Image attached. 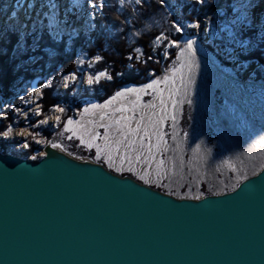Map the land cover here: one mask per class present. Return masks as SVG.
Masks as SVG:
<instances>
[{"label":"rangeland","instance_id":"rangeland-1","mask_svg":"<svg viewBox=\"0 0 264 264\" xmlns=\"http://www.w3.org/2000/svg\"><path fill=\"white\" fill-rule=\"evenodd\" d=\"M26 1L0 0V40L11 31L19 34L21 38L25 36L32 38V43L23 54L25 60L18 62L16 66L22 73L16 83V96L13 99L3 98V109H1L3 114L0 113V116L6 114V118L0 119V131L11 125L13 133L7 140H0L1 148L17 153L29 152L30 159L35 155L36 160H40L44 157L43 148L47 144L44 142L51 141L61 145L60 149L79 160L88 159L103 164L119 175L132 176L146 185L180 199H197V197L200 199L207 196L201 195V192L205 190L213 192L232 189L233 191L240 182L245 180L244 177L256 175L264 167V145L258 144V141L264 138V121L251 118L238 107L235 101L230 100V97L215 83L208 69L209 64L205 62V66L197 56L198 67H194L191 73L187 68L183 69V82L179 78L181 74H177L174 88L179 89L178 92L170 97L173 85L171 83L160 85L165 102L163 105L160 103L159 92L150 91L149 94H141L139 105L135 110V118L128 123V127L135 129L140 116L145 117L140 130L133 135H128L129 141H136L133 150H127L120 145L119 153L112 152L111 166L106 158L96 160L95 147L89 149L76 137L68 139L72 133L64 131L65 121L68 118L79 121L85 128L93 132L98 131L101 137L107 135L109 142L121 139L118 128L125 122L121 121V126H116L113 122L122 116L133 115L132 111H123V109H132L136 102L135 94H127L123 98L113 100L108 108H97L83 114L82 110L91 104H105L117 91L130 87H143L152 80H159L165 75H170L171 70L179 66V61L172 60L170 66L168 65L160 76L150 72L147 77H143L129 71L118 74L115 79L110 75L102 54L98 53L96 58H91L87 53V49L94 50L97 45L96 37L89 32L95 27L93 23L95 13L88 7V0H80L79 5L72 9L73 28L77 33L78 29L87 33L86 36H76L74 42L68 41L67 36L72 29H64V21L68 19L65 9L68 6L59 11V8L51 7L52 0H42L39 5L43 7L48 2L50 7L46 11L40 8L32 14L25 8ZM65 1L69 5V0ZM168 2L171 5L175 3V0H168ZM254 4L255 0H215L213 6L205 9V14L201 18L203 24V18L206 15L213 17L208 25L209 34L206 35L202 30L203 33L199 35V38L201 36L205 38L204 44L216 41L221 49H231L227 29L232 27L241 14L248 15ZM166 9L172 13L178 11ZM54 11L60 21L61 29L65 32L59 43H53L51 39L44 36V28L48 26L47 17ZM228 11H231L229 19L226 18ZM255 11L258 17L264 16V5L256 8ZM61 14H65L64 18L59 19ZM113 27L114 25L111 29H114ZM236 27L239 26L236 25ZM258 27H264V25H258ZM111 29L109 31L112 36H115L117 32ZM188 38L192 37L185 35L183 41L185 42ZM199 38L197 47L212 58L213 55L203 43L199 42ZM89 39L92 40L89 41ZM37 44L38 48L35 47ZM49 47L56 50L55 58L47 55ZM73 48H79L82 51L77 60L73 59L69 53ZM228 52H230L229 49L222 51V54L229 60H233L234 57H229ZM165 54L164 59L167 57ZM72 65L79 69L67 72ZM228 70L229 72L226 73L235 75L234 71ZM101 72L107 73L111 79L102 78L98 83H88L89 76H95ZM35 75H41L46 79L47 85L43 90H51V99H56L55 104L47 110L43 105V90H38L37 94H30V83ZM243 76L244 78L236 76L243 82L234 84L239 85L240 89L255 96L257 101L264 104V88L250 84L264 83V73L251 77L243 73ZM189 77L191 83H189ZM256 77L261 81H256ZM136 79H140L138 84H125L127 80ZM188 99H191V104L187 103ZM145 104H154L155 107H144ZM55 107H63L65 112H56ZM118 108L122 111L117 112ZM56 116H61L60 122L56 121ZM101 116L104 117L103 120ZM173 116L175 120L172 119ZM45 120L47 123H41ZM158 121L162 122L158 123ZM100 124L113 126L100 127ZM72 127L78 128L79 125L74 124ZM145 128H147V136H145ZM123 131L127 133L128 129L123 128ZM30 132L37 134L35 139L40 140V144L33 142ZM80 134L81 132L78 131L77 135ZM141 137L144 138L143 148L140 146ZM22 138H27L31 143L29 149L23 148L20 143ZM87 139L88 137L85 136V140ZM96 143L103 148L105 141L99 139ZM32 147L34 150H31ZM113 147L115 148L116 145L113 144ZM125 153L131 159V163L120 158ZM137 156L141 159L137 160ZM129 168L132 170L129 171ZM227 192L230 191L219 194ZM210 195H217V193Z\"/></svg>","mask_w":264,"mask_h":264},{"label":"water","instance_id":"water-1","mask_svg":"<svg viewBox=\"0 0 264 264\" xmlns=\"http://www.w3.org/2000/svg\"><path fill=\"white\" fill-rule=\"evenodd\" d=\"M46 85L35 75L30 88ZM51 143L40 160L0 151V264H264V167L180 199Z\"/></svg>","mask_w":264,"mask_h":264},{"label":"trees","instance_id":"trees-1","mask_svg":"<svg viewBox=\"0 0 264 264\" xmlns=\"http://www.w3.org/2000/svg\"><path fill=\"white\" fill-rule=\"evenodd\" d=\"M103 4L104 7L102 11L100 9L94 10L95 16L93 23L95 27L89 30L92 36L96 37L97 45L94 50L91 48L87 49V53L91 58H96L98 53L102 54L110 75L115 79L118 74H124L129 71L143 77H147L150 72L155 76L162 75L164 69L168 65L170 66V62L172 60L175 61L179 56L180 50L171 46V40L179 37V42L183 44V37L185 35L193 37L194 34V30L186 29L185 35L181 37L180 34L172 31L170 24L171 21L176 18L177 12L186 20H191L193 17L201 19L205 14V9L208 8L201 7L200 5L185 7V5H191L192 0H175V3L171 4L174 6L171 7V9L174 12H176L175 10L178 11L169 15L166 8H161L159 6V0H144V2L139 5H137L134 0H103ZM230 15L231 11H228L226 13V18L229 19ZM112 25H114L113 28L117 32L115 36H112L109 31ZM46 29L47 27L44 28V36L49 39ZM78 35L86 36L87 33H84L83 30L79 31L78 29ZM158 37H164V39H157ZM17 39L18 35L11 31L8 32L4 39L0 40V97L4 99H13L16 96V83L18 78L22 75V73L17 70L16 66L18 62L25 60V56H23L24 51L28 49L29 45L32 43V38L28 37V47L25 50H14ZM199 39V42L203 43L211 52L213 61L221 70L229 72L228 69H230L234 71L236 76L244 78L243 73L237 75L238 70L232 66V60H229L222 53H219L216 41L204 44L203 40L205 38L201 36ZM252 39L259 41L256 36H253ZM90 40L92 39H89V41ZM137 49H139V51H137ZM80 51L79 48H73L69 53L72 55L73 59L77 60L82 52ZM165 53L167 57L164 59ZM260 53H264V47H260L256 55L259 56ZM253 61L258 60H249L248 62ZM77 69L79 68L73 67L72 65L69 66L67 72H74ZM139 80L140 79L127 80L125 84H138L140 82ZM255 80L258 82L261 81L257 77ZM236 86L239 87V85ZM241 90L248 94L245 90ZM248 95L255 98L253 95ZM51 96V90H43V105L46 110L55 104L56 99H51ZM31 150H34L33 147ZM0 151L4 153L11 152L1 147ZM11 153L30 159L28 155L29 152ZM231 190L225 189L213 192L205 190L201 192V195H210Z\"/></svg>","mask_w":264,"mask_h":264},{"label":"snow or ice","instance_id":"snow-or-ice-1","mask_svg":"<svg viewBox=\"0 0 264 264\" xmlns=\"http://www.w3.org/2000/svg\"><path fill=\"white\" fill-rule=\"evenodd\" d=\"M134 2L139 5L144 2V0H134ZM80 3V0H69V5L65 9L66 14L68 15V19L64 21V29H72L70 33H67L68 41H73L76 36H78V33L76 32L75 28H73V21L71 17L72 9L77 7ZM215 3V0H192L191 5H185V7H192L194 5H200L201 7H211ZM261 5H264V0H255V4L251 6L250 11L248 12V15L241 14L236 20L235 23L232 25L231 28H228V38L230 41V47L232 49L231 52H228L229 57H234V59L231 61L232 66L237 69V75H240L241 73H246L248 77H251L258 73H264V53H260L259 56L256 55V53L259 51L260 47H264V27H258V25H264V16L258 17L256 15V8L261 7ZM159 6L161 8H171L174 7L169 4L168 0H159ZM51 7L53 9L57 8L56 4H52ZM88 7L96 10L100 9L103 10L104 4L103 0H88ZM169 15H172V12L168 13ZM48 26L47 31L49 35V39L53 41V43H59L61 41L62 36L65 34L64 29H61L60 27V21L58 20L56 12H52L50 15H48ZM204 23L202 24L201 19L198 17H193L191 20H186L182 18L179 14H176V18L171 21L170 27L172 31H174L177 34H180L182 37L186 33V29H192L194 30V34L192 38H188L183 44L179 42V37L177 39L171 40V46L174 48H178L180 50L179 56L177 57V60L179 61V66L176 68H173L171 70L170 75H165L162 79L159 80H152L148 84H146L143 87H130L125 88L123 90L117 91L115 95L112 97V99H109L105 104L98 105V104H91L88 107H85L82 110L83 113H89L97 108L104 109L111 106L113 100L117 98H123L127 94H135L136 96V102L133 104L132 109H123V111H132V116H122L119 119L115 120L113 122L116 126H121V121H124L125 123L118 128V131L121 133V139H116L111 142H109V137L105 135L104 137H101V134L97 132H93L88 128H85L83 125H80L79 121H74L71 118H68L64 125V131L70 132L72 135L68 137V139H73V137H76L80 140L81 144H84L89 149L95 147L96 149V155L95 159L100 161L102 159H107L110 166L113 162V156L112 152L115 151L119 153V147L120 145H123L125 149L127 150H133L134 145L136 141H129L128 135H133L141 128V123L145 119L143 115L140 116V119L137 121V126L135 129H132L128 127V123L135 118V110L137 106L139 105V101L141 99V94H149L150 91H157L161 94V100L160 103L163 105L165 102L162 98L163 89L160 88L161 84L168 85L172 84L173 88L170 90V97L171 95H174L176 92L179 91V89L174 88L175 79L177 77V74H181L179 76L181 82H183L184 77L182 75L183 69L187 68L189 73H191L192 69L194 67H198V64L196 62V56H197V43L199 38V31L203 30L206 35L209 34V28L208 25L210 22H212L213 17L211 15H206L204 18ZM236 25L239 27L237 28ZM18 35L17 44L14 45V50H25L27 45V37L21 38ZM256 36L259 39V43H257L256 47L253 48L252 46V37ZM42 39V37H40ZM157 39H164V37H158ZM35 47L38 48V44L35 45ZM139 51V49H137ZM238 53V54H237ZM47 55H49L52 58H55L56 56V50L49 47V50L47 52ZM167 56V54H165ZM131 58V57H130ZM150 58V57H149ZM249 60H258L259 66L253 65L248 63ZM22 66V65H21ZM102 78H108L111 79V77L108 76L107 73L101 72L98 75L95 76H89L88 83H98L101 81ZM191 78L189 77V83H191ZM185 95H187V92H185ZM183 101H181L182 103ZM188 104H191V99L187 100ZM144 107H152L154 108V104H145ZM55 111L59 113H64L65 109L63 107H55ZM117 112L122 111V109H116ZM39 114V113H37ZM6 118V114L4 116H0V119ZM57 122L61 121V116L55 117ZM104 117L101 116V120H103ZM173 120H175V117H172ZM162 122V121H158ZM41 123H47V121H41ZM79 125L78 128L72 127L73 125ZM100 127H111L113 125L105 126L104 124H100ZM123 128H127L128 131L125 133L123 131ZM80 131L81 134L77 135V132ZM145 136H147V128L144 129ZM13 133V128L11 125H8L5 127L4 130L0 131V140H7ZM33 136V142L36 144H40V140L35 139V133H29ZM85 136L88 137L87 140H85ZM104 139L105 144L102 148L99 144L96 143L97 140ZM143 137H141V148H143ZM162 139V137H161ZM20 143L22 144L24 149H29L31 147V143L27 140V138H22ZM44 143H48L45 141ZM113 144L116 145V147H113ZM259 145H264V138H262L260 141H258ZM50 146L52 148H60L61 145L56 143H51ZM151 149H149L150 151ZM122 160H128L129 163H131V159L127 156V153L125 155L120 157ZM32 160H36L37 156H32ZM137 160H140L141 157L137 156ZM147 162V160H145ZM162 163V162H161ZM119 170V169H117ZM132 169L129 168V171ZM143 178V177H141ZM247 179V177H244ZM219 195V193H217ZM199 197H197L198 199Z\"/></svg>","mask_w":264,"mask_h":264},{"label":"bare ground","instance_id":"bare-ground-1","mask_svg":"<svg viewBox=\"0 0 264 264\" xmlns=\"http://www.w3.org/2000/svg\"><path fill=\"white\" fill-rule=\"evenodd\" d=\"M26 2H27L26 3L27 6L25 8L28 9L30 12H32V14H34L36 10L40 8H43V11H46V9L50 7L48 2L45 3L43 7L39 5L42 2V0H27ZM52 4H56L57 8H59V11L65 9L68 6L65 0H52ZM16 6H18V3H16ZM21 11L23 12V10ZM19 14L20 13L18 12V15ZM65 14L59 15V19L62 17L64 18ZM202 53L206 54L204 51H202ZM206 64H209L208 69L211 72L212 77L215 83L217 84V86L226 95H228L230 99L235 101L238 104V106L242 108L251 118L264 121V104L244 93L238 86H236L233 82L230 81L228 75H226L224 72H219L216 69V67L213 66L210 62L207 61ZM242 82L243 81H241L240 83ZM253 84L257 87H262L260 85L261 83H253Z\"/></svg>","mask_w":264,"mask_h":264},{"label":"built area","instance_id":"built-area-1","mask_svg":"<svg viewBox=\"0 0 264 264\" xmlns=\"http://www.w3.org/2000/svg\"><path fill=\"white\" fill-rule=\"evenodd\" d=\"M257 43H258V42H255V41L252 40V46H253V48L256 47ZM229 50H230V52L232 51V49H230V48H229ZM237 54H238V53H237ZM248 63L253 64V65H256V66H259V62H258V61H253V62H248ZM245 74H246V73H245ZM234 76H235V75H234ZM237 78H238V77H237ZM29 91H30V94H33V93L37 94V93H38V90H37V91H32L30 87H29ZM2 105H3V98L0 97V113H1V114H3V111L1 110V109H3V108H2ZM51 123H52V120H51Z\"/></svg>","mask_w":264,"mask_h":264},{"label":"crops","instance_id":"crops-1","mask_svg":"<svg viewBox=\"0 0 264 264\" xmlns=\"http://www.w3.org/2000/svg\"><path fill=\"white\" fill-rule=\"evenodd\" d=\"M218 45H219V44H218V42H217V45H216V46H217V49H218L219 53H222V51L225 52L226 50L229 49V48H227V49L223 50V48L221 49L220 46H218Z\"/></svg>","mask_w":264,"mask_h":264}]
</instances>
